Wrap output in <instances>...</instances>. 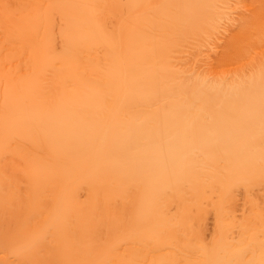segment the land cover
<instances>
[{
  "label": "bare ground",
  "instance_id": "6f19581e",
  "mask_svg": "<svg viewBox=\"0 0 264 264\" xmlns=\"http://www.w3.org/2000/svg\"><path fill=\"white\" fill-rule=\"evenodd\" d=\"M0 264H264V0H0Z\"/></svg>",
  "mask_w": 264,
  "mask_h": 264
}]
</instances>
